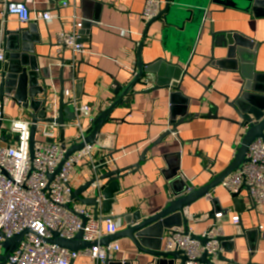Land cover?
<instances>
[{
    "label": "crops",
    "instance_id": "1",
    "mask_svg": "<svg viewBox=\"0 0 264 264\" xmlns=\"http://www.w3.org/2000/svg\"><path fill=\"white\" fill-rule=\"evenodd\" d=\"M161 1L164 9L166 0ZM262 1L256 14L250 6L244 10L213 5L205 19V27L200 31L194 28L189 31L179 28L170 30L160 20L150 25L151 21L143 17L145 0H29L32 17L43 11H50L54 17L49 21L27 24H21L15 16L7 14L4 3L0 1L1 29L16 30L30 24L38 26L41 39L39 44H35L38 71L48 84L51 96L55 89L58 99L63 85L65 91L74 90L76 97L77 82H82L83 94L79 101L89 104L93 111V122L88 119L83 121L85 132L122 97L93 144L98 161L112 152L119 167L141 165L129 171L121 180V191L115 194L116 201L110 215L116 217L114 220L119 230L126 227L129 215L140 211L142 216H147L161 211L178 197L175 193L182 189L185 182L190 189H199L233 160L243 130L224 119L235 117L226 106V97L232 100L238 94L246 82V75L264 73ZM64 2L68 5H63ZM81 17H85L88 24H84L78 32L91 54L74 55L70 50L58 53V35L63 31H73L75 20L79 21ZM224 31H236L252 38L256 49L253 52L237 50L234 58L223 66L213 65L210 62L211 34ZM214 55L216 61L222 60L226 49L215 48ZM61 58H65L63 70ZM140 59L145 66L164 59L159 65L160 80L173 82L175 77H182L184 71L187 70L188 74L178 81L179 90H174L156 88L158 74L145 73L123 95L139 72ZM169 66L173 67L170 72ZM61 76L64 84L60 81ZM42 97L38 95L39 99ZM66 98L69 100V97ZM36 107L40 110V105ZM4 112L6 120L29 117L26 109L9 100ZM186 113H191L193 117L179 121ZM209 113L212 116H208ZM217 114L218 117H215ZM174 125L177 126L176 133L162 137ZM3 126L2 142L13 144L16 137L8 133L7 121ZM77 129H65L67 148L74 145ZM58 139L61 140L60 129ZM144 151L146 155L141 161ZM84 166L85 163H82L73 168L72 188L83 182ZM212 198L219 199L221 209H228L215 222L208 216ZM241 198L245 208L238 213L230 193L221 183L209 190L186 210L190 232L200 235L218 223L224 236L235 237L221 246L225 258L239 264L250 261L264 264V236L259 229L260 225L264 228V212L254 207L245 194ZM236 215L240 216L238 225L232 222ZM180 228L184 230V227ZM168 233L166 231L163 236V249ZM116 242L120 246L117 260L129 259L134 264H149L153 260L147 253L139 251L127 237ZM154 243V240L148 241L149 245ZM172 259L174 264H182L181 259ZM215 263L226 264L218 260ZM71 264L95 263L88 256H80Z\"/></svg>",
    "mask_w": 264,
    "mask_h": 264
},
{
    "label": "water",
    "instance_id": "2",
    "mask_svg": "<svg viewBox=\"0 0 264 264\" xmlns=\"http://www.w3.org/2000/svg\"><path fill=\"white\" fill-rule=\"evenodd\" d=\"M262 2V0H166L164 9L161 10L156 18L151 20L150 25L154 21L160 20L164 22L170 30L179 28L189 31L194 28L200 31V29L205 27V19H207L210 7L213 5L237 7L244 10H248L250 6L253 13L256 14ZM82 23L83 29L84 24H88L85 17ZM211 36L213 40L210 62L219 67L223 66L226 61L232 60L237 50L239 52L242 50L253 52V50L256 49L255 41L240 32H212ZM40 40L38 26L36 24H30L28 27H20L16 30L0 28V51H2V59L0 60V101L2 103V111L4 114L8 100L26 109L28 116L34 123L31 128L30 137L31 159L34 158V146L36 144L38 128L36 123L55 121L62 125L67 121L76 119L74 105L64 95L63 85L58 97L57 115L56 117H50L48 115L47 104L51 92L48 84L44 82L38 71V55L35 50V44H39ZM80 40V42L83 41L81 38ZM215 48L226 49V55L222 60H215ZM60 60L63 65V70L65 58H61ZM162 61H164V59H158L145 66L142 59H140L139 72L130 85L123 91V95L128 93L132 89V84L145 73L158 74L159 79L156 82V88L168 87L179 90L178 81L180 79L182 80V78L188 74V71H184L182 77H175V81L173 82L169 79L160 80L159 65L162 64ZM172 68L171 66L168 67L169 72L173 70ZM245 79L246 82L244 86L232 100L226 97V106L234 113L235 117H224V119L231 121L243 130L240 143L237 146L233 160L208 184L199 189H190V186L185 182L182 189L175 193L178 197L170 201L161 211L147 216H142L140 211L129 215L125 228L119 230L115 234L105 236L99 241H85L83 239L84 234L82 230L72 239H66L60 236V233L57 231H53L52 237L45 241L62 248L79 252V250L89 249L98 244L107 246L123 237H127L132 240L139 251L153 257V260L149 264H172L174 261L172 258L181 259L182 264H184L186 257L183 255L182 251L174 250L168 252L163 249L162 244L165 232L173 228L184 227L185 233L189 234L190 226L189 215H186L187 208L199 198L205 196L209 190L219 185L232 172L240 169L243 164L248 161L247 153L250 145L257 139H264V73L253 72L250 75H246ZM60 81L64 84L62 76L60 77ZM76 93V98L79 100L81 94H83L81 81L77 82ZM38 95H43V97L39 99ZM119 100H122V97H119L118 101L112 104L101 116H99V119L86 132L84 141H75L74 145L70 148H67L65 143V129H60V142L63 145L62 147L67 149V152L64 161L61 162L62 164L59 165L53 174L49 175V181H53V178L60 171L62 165L70 155L86 147V144H94L97 134L110 117L112 110L119 104ZM38 105H40V110L36 107ZM194 116H198V114ZM208 116H212V113H209ZM214 116L218 117V114ZM192 117L193 115L191 113H186L179 121L184 122L186 119ZM176 131L177 126L174 125L173 128L168 129L162 137L170 133H176ZM145 155L146 151L141 154V161L145 158ZM96 164V167H93L91 164H85L84 167L86 172L82 173L83 182L78 187L72 188L71 196L74 200L80 202V204L90 207L95 219H98L104 214L105 217L114 220L116 217L110 215V213L116 201L115 194L121 191V180L129 174L130 170L138 169L141 165L140 163H136L134 166L119 167L114 160L112 152L104 155L99 161L96 160ZM112 166H114V168ZM230 196L236 212L240 213L242 209L245 208L244 200L238 194L230 193ZM99 199H102L101 204L98 202ZM211 203L212 209L208 212V216L215 222V215L222 207L217 198H212ZM227 210L228 209H221L222 212ZM82 221L84 226L87 219L82 217ZM28 231L29 230L26 229L6 239L2 243L0 264H7L8 258L17 249ZM191 234L194 239L199 240L203 245L211 241L210 239H201L199 235ZM234 239L235 237L226 236L216 238L221 246L227 241ZM149 240H154L155 243L153 246L148 244ZM215 260L223 261L226 264H239L235 260L225 258L222 252H219L216 258L204 253L199 259L202 264H216ZM106 264L134 263L129 259H108ZM247 264L255 263L250 261Z\"/></svg>",
    "mask_w": 264,
    "mask_h": 264
},
{
    "label": "built area",
    "instance_id": "3",
    "mask_svg": "<svg viewBox=\"0 0 264 264\" xmlns=\"http://www.w3.org/2000/svg\"><path fill=\"white\" fill-rule=\"evenodd\" d=\"M4 3L6 13L13 15L21 24L49 21L54 15L50 11L38 12L32 17L28 7L29 0H0ZM143 17L147 21L156 18L162 10L161 0H145ZM63 5H68L64 2ZM83 17L74 22L73 31H63L58 35L56 48L58 53L70 50L74 55H88L91 51L80 42L79 30L82 28ZM2 56L0 54V60ZM61 66L62 63H60ZM65 65V64H64ZM134 72V71H133ZM53 86L54 83L51 82ZM51 96L47 104L50 117H56L58 109L57 92ZM76 112V119L65 124L52 122L36 123L37 134L34 146V158L30 156L31 128L34 124L30 117L5 118L0 101V250L2 243L29 230L23 237L17 249L8 258L7 264H71L80 256H88L95 264H106L108 259L115 260L120 250L118 243L112 242L107 246L96 245L89 249L72 251L58 245L47 243L45 240L52 237L57 231L60 236L72 239L83 231V239L95 242L103 237L119 231L115 220L101 215L94 218L92 210L82 206L72 198V170L85 163L96 167L94 145L86 144L83 149L70 155L53 181L49 175L53 174L64 161L67 149L62 147L58 139V130L76 127V141H84L86 129L83 121L93 122L92 108L89 104L81 103L75 96L74 90H64ZM8 123V133L14 135L13 144L2 142L4 122ZM248 161L232 172L222 182L221 186L231 194L240 197L245 194L254 207L264 212V139L255 140L247 153ZM101 200L98 202L101 204ZM224 212L216 213V220L222 218ZM188 215V214H186ZM82 217L87 219L83 226ZM234 225L240 223V216L232 218ZM264 236L263 226H259ZM223 235L218 223L199 235L201 239L211 241L203 245L192 237L191 232L186 234L181 228L169 231L164 244L165 251L180 250L186 257L184 264H202L199 259L204 254L216 258L222 247L216 240Z\"/></svg>",
    "mask_w": 264,
    "mask_h": 264
},
{
    "label": "rangeland",
    "instance_id": "4",
    "mask_svg": "<svg viewBox=\"0 0 264 264\" xmlns=\"http://www.w3.org/2000/svg\"><path fill=\"white\" fill-rule=\"evenodd\" d=\"M0 252H1V250H0Z\"/></svg>",
    "mask_w": 264,
    "mask_h": 264
}]
</instances>
